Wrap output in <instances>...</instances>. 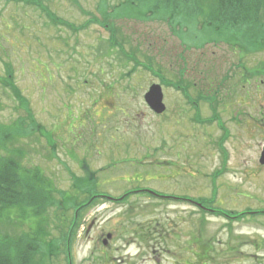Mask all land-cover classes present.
<instances>
[{"label":"rangeland","instance_id":"374dc122","mask_svg":"<svg viewBox=\"0 0 264 264\" xmlns=\"http://www.w3.org/2000/svg\"><path fill=\"white\" fill-rule=\"evenodd\" d=\"M41 1L79 29L53 24L35 6L0 0V77L9 64L34 121L44 127L45 138L35 134L12 146L23 147V164L39 168L51 181L57 190L54 200L63 195L83 199L76 183L90 171L96 194L118 197L129 189L148 188L206 199L216 187L211 202L230 211L264 201V173L255 171L257 149L264 144V50L244 58V76L231 67L226 80V66L236 65L238 57L222 34L202 24V17L173 16L172 9L164 16L150 13L149 2L74 0L82 13L72 0ZM177 16H183L179 24L173 23ZM255 66L260 71L253 73ZM172 82L186 87L199 105L195 121L192 103ZM151 84L162 87L165 108L159 114L143 99ZM206 94L212 99L202 100ZM209 101L228 128L223 142L227 161L213 182L212 173L222 167L215 146L221 130L215 122L199 124L211 115ZM237 109L239 122L233 120ZM22 114L10 88L0 83V127ZM252 118L259 121L256 128ZM94 196L97 201L84 209V223L73 238L64 235L72 207L51 213L44 230L51 232L58 250L50 264H139L134 252L150 251L153 243L140 242L135 231L148 228L149 234H158L160 224L168 223L181 236L200 233L199 226L206 235H244L242 264L261 262L251 240L264 233L252 223L226 225L220 218L199 216L182 202L162 203L149 195H130L120 205ZM35 220L21 226L5 219L1 226L18 233ZM107 233L112 238L103 245Z\"/></svg>","mask_w":264,"mask_h":264},{"label":"trees","instance_id":"16d2710c","mask_svg":"<svg viewBox=\"0 0 264 264\" xmlns=\"http://www.w3.org/2000/svg\"><path fill=\"white\" fill-rule=\"evenodd\" d=\"M6 1L33 5L38 7L52 22L74 31L79 29V26L55 16L41 0ZM72 1L76 5L78 4L77 7L84 12L78 2ZM142 1L144 0H123L121 4H134ZM151 1L153 10L172 9L173 11L175 9V14H183L186 18L200 13L205 18H203L202 24L213 31L221 34L229 31V36H243L246 44H254L252 50L264 48V0ZM102 24L105 26L106 22ZM83 25L85 24L83 23ZM226 38L229 37L226 36ZM7 65L6 75L0 77V83L4 87L10 88L17 100V105L25 111V114L16 116L8 124H3L0 127V264H50L51 254L58 250L53 245L51 232L44 230L50 221L51 213L59 211V207L66 209L71 206L73 213L64 235H68L70 238L75 237L84 223V209L94 205L97 201L95 200L97 196H94L96 181L93 179L92 172L88 171L85 179L76 183V188L81 190L85 196L83 199L77 200L73 197L76 201L74 202L71 196L63 195L64 198L61 200H54V193L57 190L51 181L41 173L39 168L26 167L23 164L27 151L25 152L23 147H15L12 144L35 134L45 138L44 127L34 121L29 112L26 98L13 81V69L9 64ZM186 98L189 100L188 95ZM209 104L211 105V115L201 122L208 124L216 122L215 124L221 130V135L215 142V146L220 150L222 167L212 173L215 178L222 173L227 161L223 142L228 137V131L218 115L215 102L209 101ZM5 219H11L14 224L19 223L17 225L21 223V226L36 220L28 225L27 230L10 233L1 226L2 220Z\"/></svg>","mask_w":264,"mask_h":264},{"label":"flooded vegetation","instance_id":"af4514ba","mask_svg":"<svg viewBox=\"0 0 264 264\" xmlns=\"http://www.w3.org/2000/svg\"><path fill=\"white\" fill-rule=\"evenodd\" d=\"M230 46L229 50L232 54L237 55L238 62L236 65L228 63L225 69V79L228 80L230 78L231 73L229 72L231 67L238 68L240 70V76L245 75L244 73V58L251 56V54H256L262 52L264 49H259L255 52L245 53L244 44L240 42L236 43H227ZM260 71V68L255 66L251 69V72ZM249 72V71H248ZM254 76V75H253ZM253 79V77H252ZM246 79L245 81H247ZM249 82V81H248ZM206 97H210L206 94L202 100L206 99ZM198 102V100H196ZM199 104V102H198ZM199 108V105H198ZM239 109L235 112L233 116V120H241V116H239ZM241 114V113H240ZM260 122L262 125V129H264V109L261 112ZM254 124L252 126L256 128L257 125L255 122H259L258 119L252 118ZM225 126V125H224ZM228 130V128L225 126ZM258 128V127H257ZM264 149V144L258 146L257 155H256V163H255V171L256 173H264V163H261V153ZM217 188H210V198L195 200L197 203H200L201 206H198L197 203H192V197L190 196H174L172 193L170 194H160L162 196L168 195L174 199H183L189 200L187 206L193 207L194 210L197 211L199 216H212L215 218H220L224 220L226 225L238 224L240 222H249L252 223L257 229L261 230L264 233V201L261 198L258 199V202L253 204H246L241 210L238 211H230L226 208H223L222 205H218L213 201L217 194ZM98 195L99 198L102 197V200H106L111 205H120L122 204L120 200L122 198L129 199L130 195L133 197H143V195H151L145 189H129L126 192H123L118 197L111 196L106 193H98L94 194ZM241 197L243 196L242 194ZM156 196V195H153ZM158 197V196H156ZM160 197V196H159ZM179 197V198H178ZM250 198V195L248 196ZM246 199V198H244ZM250 200V199H248ZM257 200V199H256ZM165 203V202H162ZM167 204V203H166ZM178 204V203H177ZM188 215L192 216V211L190 210ZM168 221V220H167ZM172 222V220H169ZM174 223V222H173ZM160 228H158V234H149L150 230L148 228L143 229L141 231L138 228L135 231L137 235V239L144 243H153L152 250L142 251L139 250L134 252V260L139 264H242L241 258L244 252L240 250V246L247 242V238L244 235H215V234H204L202 232L201 226L198 227V231L200 233L189 234L185 236H181L176 234V231L172 224H160ZM137 227V226H136ZM142 233V234H141ZM109 234V237H108ZM112 238V234L107 233L105 238L102 240V244L106 245L108 241ZM253 243V247L255 248L254 257L258 260L255 264H263L264 263V234L254 237L251 240ZM237 243V244H234ZM100 253H106L101 251ZM130 253H128V257ZM104 263V262H103Z\"/></svg>","mask_w":264,"mask_h":264},{"label":"water","instance_id":"95a60500","mask_svg":"<svg viewBox=\"0 0 264 264\" xmlns=\"http://www.w3.org/2000/svg\"><path fill=\"white\" fill-rule=\"evenodd\" d=\"M145 101L149 107L156 113H161L164 111V104L162 103V92L159 85L150 86L148 92L144 96ZM261 163H264V149L261 153ZM109 237V234H108Z\"/></svg>","mask_w":264,"mask_h":264},{"label":"bare ground","instance_id":"6f19581e","mask_svg":"<svg viewBox=\"0 0 264 264\" xmlns=\"http://www.w3.org/2000/svg\"><path fill=\"white\" fill-rule=\"evenodd\" d=\"M173 12L175 13V9H173Z\"/></svg>","mask_w":264,"mask_h":264}]
</instances>
